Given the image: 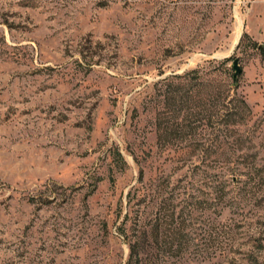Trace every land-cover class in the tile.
<instances>
[{"label":"rangeland","instance_id":"1","mask_svg":"<svg viewBox=\"0 0 264 264\" xmlns=\"http://www.w3.org/2000/svg\"><path fill=\"white\" fill-rule=\"evenodd\" d=\"M260 44L264 0H0V264H264Z\"/></svg>","mask_w":264,"mask_h":264},{"label":"trees","instance_id":"2","mask_svg":"<svg viewBox=\"0 0 264 264\" xmlns=\"http://www.w3.org/2000/svg\"><path fill=\"white\" fill-rule=\"evenodd\" d=\"M260 47L264 49V44H260ZM228 59H230V57ZM119 156L121 157V160L125 162V159L120 152H119ZM140 253H141L140 244L137 242H132L130 245V257L129 260L127 261V264H140V260H141Z\"/></svg>","mask_w":264,"mask_h":264},{"label":"water","instance_id":"3","mask_svg":"<svg viewBox=\"0 0 264 264\" xmlns=\"http://www.w3.org/2000/svg\"><path fill=\"white\" fill-rule=\"evenodd\" d=\"M233 66H234V68L236 69V74L241 73L242 68H241V66H240V64H239V59H238V58H235V59H234Z\"/></svg>","mask_w":264,"mask_h":264}]
</instances>
